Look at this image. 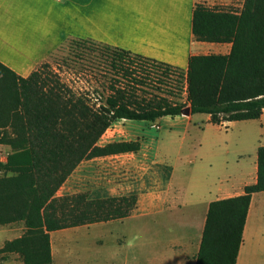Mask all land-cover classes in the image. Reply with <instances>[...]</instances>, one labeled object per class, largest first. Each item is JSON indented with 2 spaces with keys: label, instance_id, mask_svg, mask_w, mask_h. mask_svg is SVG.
Segmentation results:
<instances>
[{
  "label": "trees",
  "instance_id": "16d2710c",
  "mask_svg": "<svg viewBox=\"0 0 264 264\" xmlns=\"http://www.w3.org/2000/svg\"><path fill=\"white\" fill-rule=\"evenodd\" d=\"M192 29L199 40L230 42V52L191 55L183 70L123 48L69 39L76 48L98 47L110 69L125 81L115 78L109 93L98 102L89 92L73 89L58 75L42 70L45 60L28 76L0 61V144L10 147L6 160H0V225L22 223L25 227L0 252L17 253L24 264H53L52 231L122 218L133 211L136 195H57L84 159L140 148L138 141L98 145L114 121H155L180 115L186 106L191 114H209L210 122L218 125L261 117L264 0H244L240 9L198 4ZM158 69L183 78L184 101L143 95L141 87L150 84L151 74ZM257 155L256 182L246 185L242 194L210 202L195 264L237 263L252 195L264 191V145L258 147Z\"/></svg>",
  "mask_w": 264,
  "mask_h": 264
},
{
  "label": "crops",
  "instance_id": "0c3cea01",
  "mask_svg": "<svg viewBox=\"0 0 264 264\" xmlns=\"http://www.w3.org/2000/svg\"><path fill=\"white\" fill-rule=\"evenodd\" d=\"M243 3L244 0H0V61L17 74L28 76L59 46L71 38H78L123 48L186 70L191 55L227 54L232 46L230 42L203 41L196 37L192 29L196 6L240 9ZM200 114L205 117L202 122H210L209 114ZM193 115L186 116L192 119ZM133 120L114 121L100 137L98 145L138 141V150L84 159L57 195L80 192H87L90 198L136 195V207L129 215L70 228L75 227L73 231L80 234L82 230L88 232L97 223L127 222L129 231L114 236L110 232L119 246L128 240L129 234L135 237L133 243L125 247L128 254L125 264H185L188 246L179 253L182 242L178 239L160 240L162 244L153 252L140 238L145 233L161 236L160 221L176 220L180 221L179 233L183 236L185 229L187 236L189 229L196 230L200 244L210 202L242 194L246 185L257 180L258 155L248 161L243 151L251 144L252 136H240L239 158L235 159L232 168H228L227 154L213 150L199 157L195 148H189L193 144L187 136L182 138L179 150L162 154V141L152 136H140L137 125L130 122ZM248 120L259 125L258 151V147L264 145V111L260 118ZM220 162L225 168L222 169ZM259 210H264V191L252 195L239 256L247 236H254L261 227L260 220L254 217ZM166 227L171 234L175 226L169 223ZM21 228L25 230L22 223ZM64 229L50 233L51 245L53 233ZM198 248L199 245L197 251ZM52 255L54 260L53 252ZM239 256L236 264H239Z\"/></svg>",
  "mask_w": 264,
  "mask_h": 264
},
{
  "label": "rangeland",
  "instance_id": "374dc122",
  "mask_svg": "<svg viewBox=\"0 0 264 264\" xmlns=\"http://www.w3.org/2000/svg\"><path fill=\"white\" fill-rule=\"evenodd\" d=\"M44 62L48 66L43 65L42 70L58 75L63 82L73 89L89 92L93 96L94 102H98L97 98L101 96L104 98L110 91L109 85L114 82L115 78H119L118 74L110 69L109 63L105 60L99 48L95 46L80 45L76 48L66 42L60 48H57ZM151 75L154 77L152 81L148 80L150 84L141 87L145 90L143 95L169 96L172 100H185V81L183 82L181 77H176L178 73L171 72L165 75L163 69H158ZM119 80L125 82L122 78H119ZM176 80L181 82L182 90H178L179 85ZM121 82L119 84H122ZM202 119H205V117L197 113L193 115L192 119H188L186 115H178L174 117L163 116L156 121L133 120L130 122L137 125L136 131L140 136H152L159 142L161 140L160 151L162 154H172L174 151L179 150L182 138L187 136L191 142L190 144H193L189 148H195L197 150L196 155L201 157L210 154L213 150H219L222 154H227L229 157L227 167L232 168L235 159L239 158L237 155L240 149L238 139L240 136H252L251 144H247L243 151L247 154L248 161L257 155L256 145L261 132L256 121H236L221 126L205 122V120L202 122ZM9 150V146L0 144V160H6V154ZM222 160L221 158V162ZM221 162L220 166L223 169L225 166L223 167ZM1 174L2 170L0 169ZM254 217L260 220L261 227L254 236H247L239 256V264H264V210H259ZM140 220H142V223L145 222L144 219ZM160 222L162 229L159 230H163L162 235L156 236L153 233H145L140 238L142 243L145 242L147 249L152 248L155 252L158 246L162 244L160 240L168 241L171 237L174 240L178 239L182 242V251L179 253L185 251V247L188 246V258L185 264H194V256L199 245L196 230L189 229L190 232L186 236V230L184 229L182 236L177 227L180 221L162 219ZM169 223H174L175 226L171 234H169L168 227H166ZM145 224H148V222ZM74 229L75 227H68L53 233L52 252L55 257L53 264H125L124 259L128 255L125 247L130 246L135 237L132 233L129 234L128 240L119 246L111 236L129 231L130 225L127 222L123 224L117 221L108 224L97 223L88 232L82 230L80 234L78 233L79 235L73 231ZM23 231L21 223L0 225V246L4 244L7 238L17 237ZM110 232H112V235ZM198 234L200 235V231ZM0 264H23V260L17 253L0 252Z\"/></svg>",
  "mask_w": 264,
  "mask_h": 264
},
{
  "label": "water",
  "instance_id": "95a60500",
  "mask_svg": "<svg viewBox=\"0 0 264 264\" xmlns=\"http://www.w3.org/2000/svg\"><path fill=\"white\" fill-rule=\"evenodd\" d=\"M181 113L183 115H190L191 113V108L189 106H186L185 108L182 109Z\"/></svg>",
  "mask_w": 264,
  "mask_h": 264
}]
</instances>
